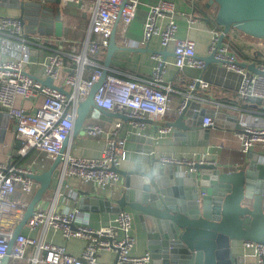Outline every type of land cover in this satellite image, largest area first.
Here are the masks:
<instances>
[{"label":"built area","instance_id":"2783aa9c","mask_svg":"<svg viewBox=\"0 0 264 264\" xmlns=\"http://www.w3.org/2000/svg\"><path fill=\"white\" fill-rule=\"evenodd\" d=\"M66 1L69 0H64L65 4ZM70 1H80L79 7L84 11L86 35L82 48L77 43H68L65 46L69 50L67 55H63L60 49L52 50L41 62L36 63L34 72L30 71V65L34 64L30 43L38 41L42 45H49L54 40L47 35L28 34L18 16L0 15V107L12 119L14 141L19 144L20 157L37 149L44 153L45 159H55L63 140L71 133L78 103L101 76L103 62L98 60V56L109 43L114 22L118 20L123 28L128 26L136 15L139 3V0ZM176 15L174 0H157L151 4L143 22L139 46H146L154 36L158 37L163 48L172 41L173 63L176 67L204 69L205 62L196 55L194 41L176 36ZM160 20H164L163 25L159 24ZM187 20L193 24L195 17L189 16ZM211 33L207 55L212 54L225 70L240 75L237 98L243 102H257L264 108V64L256 66L258 72L247 70L240 65L226 43L221 42L217 46L222 29H213ZM152 56L156 63L149 80L124 77L109 69L93 95L96 107L125 115L136 135H144L145 119H162L172 110L173 89L163 82L164 60L157 53H152ZM62 69L65 75L58 86L55 81L60 79ZM46 77L52 79L56 86L45 85L42 79ZM58 87H62L65 92ZM208 88L209 83L202 76L190 78L177 110L185 107L189 99L215 104L201 95ZM38 97H41V101L33 111L17 104L18 99L25 101ZM212 123L210 117H203V126ZM120 124L116 122L107 132L105 145L98 158L75 156L68 148H64L60 156L58 184L49 190L48 196L44 192L35 205L32 215L24 224L29 233L20 232L15 237L8 253L11 264L18 261L28 264H144L150 259L149 252L131 254L134 236L129 211L120 209L111 223L95 228L89 225L88 213L80 212L76 207L71 210L67 207L56 208L58 198L65 203L72 199V189L67 185L61 188L66 177H76L82 183L94 182L102 190L120 184L121 175L116 169L126 152V137L118 134ZM83 129L90 136H98L103 131L96 122L84 124ZM170 130L169 126L159 127L160 133ZM235 133L242 153H249L257 144L262 146L259 161L264 164V118L260 122L242 123ZM157 159L180 168L184 173L194 171L196 163H213L165 154H160ZM34 173L36 171L32 167L16 160L0 162V259L7 253L12 231L21 220L28 203L17 197L16 193L30 199L39 186L32 176ZM49 229L58 231L65 241L72 237L84 239V248L79 255H74L67 250L65 243L47 241ZM34 231L36 234H31ZM243 244L253 250L255 260L249 264H264V244ZM101 251L113 252L114 260L98 261L97 255Z\"/></svg>","mask_w":264,"mask_h":264},{"label":"water","instance_id":"95a60500","mask_svg":"<svg viewBox=\"0 0 264 264\" xmlns=\"http://www.w3.org/2000/svg\"><path fill=\"white\" fill-rule=\"evenodd\" d=\"M11 1L14 2L12 6L20 10L18 17L28 34L54 35L57 38L62 36L60 10L56 6L49 11L44 5L46 2L57 5L60 0ZM66 5L79 7L81 2L69 0ZM206 6L215 9L214 22L222 27L217 46L231 29L264 39V0H207ZM117 24L118 20L113 24L105 48L101 76L78 103L69 134L72 137L82 128L88 115L96 119L110 115L109 111L95 106L93 95L110 69L113 53L119 48L115 39ZM139 50L153 52L146 47ZM201 58L205 62L204 68L210 63H218L212 54ZM240 65L251 72L259 71L255 62H240ZM236 75L240 79V75ZM42 82L56 86L49 77L42 79ZM58 88L65 92L62 87ZM201 104V100H187L185 107L177 110L172 121L145 120L156 125L155 133L159 127L169 126L177 138L185 136L190 144L203 146L208 144L212 127L230 125L240 128L237 118L236 124H229L228 121L234 119L225 111L202 107ZM115 115L127 119L122 113ZM206 116L213 123L203 126L202 119ZM8 118L7 113L0 112V135L6 130ZM69 135L63 140L51 166L32 175L39 186L13 229L9 249L0 259V264H11L8 255L10 247L32 215L35 205L50 187L52 173L60 162ZM133 137L140 143H146L144 151L136 156L132 169L116 171L125 182V203L137 214L146 232L152 264H242V257L232 253L237 242L264 244V164L259 161L258 155L251 156V162L246 167L230 169L214 163H196L194 172L181 174L172 164L161 163L155 157L149 159L151 139L140 135ZM16 147H19L18 143ZM116 206L118 210L121 209L118 203ZM80 208L86 209L83 204Z\"/></svg>","mask_w":264,"mask_h":264},{"label":"crops","instance_id":"0c3cea01","mask_svg":"<svg viewBox=\"0 0 264 264\" xmlns=\"http://www.w3.org/2000/svg\"><path fill=\"white\" fill-rule=\"evenodd\" d=\"M157 0H139L136 15L131 23L125 28L118 22L116 26L115 39L119 48L113 53L111 59L110 70L119 73L120 75L128 78L135 77L138 80H149L151 77V70L156 63L152 53L158 52L160 58L164 60L163 82L172 87L171 94V107L172 110L168 112L162 119L157 121H172L176 117L177 107L183 97L188 80L192 77L202 76L209 83V88L201 95L204 99H211L214 103L202 101V107L213 108L217 111H225L229 117L233 118L232 125L236 124L235 119L239 120L240 127L244 122L261 121L264 118V108L257 102H243L237 98V88L239 78L237 73L225 70L220 63H210L204 69H197L188 66L178 68L174 65L173 42L171 41L166 48L161 47L159 39L154 36L150 39L148 44L140 47L142 39L143 22L149 6ZM0 15L18 16L20 10L12 6L14 4L11 0H0ZM176 5L177 15L175 17L178 25L176 36L180 38H190L195 43V53L199 57L207 55L208 47L210 44L211 31L213 29L221 28L214 22L215 9L212 6H206V0H174ZM49 11L54 7L60 10L63 22V34L60 38L54 35H47L54 40L53 44H40V42L30 43L31 55L34 64L30 65V71L34 72L36 63L41 62L45 55L52 52L54 49L63 51V55L69 54V50L65 48L68 43H77L80 48L85 40V24L84 11L81 7L70 6L61 0L57 5L54 3L44 4ZM55 13V12H53ZM189 16L195 17L193 24H189L187 18ZM164 20H160L159 24L163 25ZM76 26H79V31L76 32ZM26 30V28H25ZM228 33L234 36L240 45H243L246 52L249 53V59L245 62H255L258 66L261 63L260 59H264V39H257L244 33H240L235 29H231ZM227 33V34H228ZM226 35V34H225ZM224 35V36H225ZM224 38V37H223ZM259 42H255V41ZM223 42V40H222ZM147 48L151 51L139 50ZM104 55H105V48ZM102 50V51H103ZM102 51L99 55H101ZM260 55H252V54ZM104 59V58H103ZM242 62V61H241ZM65 75V70H61L60 79L55 81L56 85L60 86L61 78ZM41 101V97L33 100H17V104L23 106L28 111H33L35 106ZM0 112L6 113L0 107ZM110 115L106 118L96 119L88 115L83 123L96 122L99 123L103 131L98 136L88 135L83 126L76 134L75 137L69 135L65 149H69L70 153L75 156L85 158H98L101 156L102 149L105 145V137L109 129H111L116 122H120L118 134L126 137L125 141V156L118 166L121 170H130L136 161V156L143 153L146 143H140L134 139L132 125L115 113L117 111H109ZM148 120H155L147 118ZM2 121V120H1ZM6 130L0 135V162L8 160H16L20 164H25L32 167L36 173L47 170L53 161L45 159L42 151L37 149L30 150L25 156H18V147L13 136V122L9 117L6 119ZM156 125L145 120V129L143 136L146 139L152 140V148L148 154L149 159L152 157L157 158L160 154L170 155L174 157L185 156L195 161H212L219 166L230 167L236 169L237 166L246 167L248 162H251V156L258 155L262 151V146L257 144L250 150L249 153H242L239 150V140L236 136L235 127L219 126L210 129V137L207 145H199L198 143H189L185 136L177 138L173 134V129L166 133H160L159 128L155 133ZM71 134V133H70ZM201 138H198L200 140ZM147 165V164H146ZM178 173L183 174L181 169L175 166ZM194 172V171H192ZM60 175V163L55 167L52 173L51 189L57 186ZM72 189V199L65 203L61 199H57L56 208L63 209L67 207L72 209L78 208L80 212L88 213L89 225L91 227H100L112 222L119 207L127 210L132 215V235L134 236V246L131 249L133 255H143L149 252L146 242V232L141 226L137 214L127 207L124 200V190L126 189L125 182L121 176L120 184L110 187V189L102 190L94 182L82 183L76 177H66L62 181L61 188L65 186ZM17 197H21L28 203L31 198L16 193ZM27 203V205H28ZM83 204L86 209H81L80 205ZM26 205V206H27ZM22 233H29L26 226H23ZM31 234H36V231ZM46 240L53 243H65L67 250L74 254L79 255L85 246V240L82 238L72 237L66 241L58 231L49 229L46 233ZM233 255L242 257V264H249L254 262V255L252 248L244 246L243 242H237L236 247L232 251ZM115 254L111 251H101L97 255L100 262H112ZM15 264H28L25 261H18ZM144 264H152L150 260Z\"/></svg>","mask_w":264,"mask_h":264},{"label":"trees","instance_id":"16d2710c","mask_svg":"<svg viewBox=\"0 0 264 264\" xmlns=\"http://www.w3.org/2000/svg\"><path fill=\"white\" fill-rule=\"evenodd\" d=\"M241 33V32H240ZM223 42L226 43L230 50L236 55L237 59L239 62H245L249 59V53L246 52V49L244 48L243 45H240L237 40L234 38L231 33H228L224 36ZM252 55H260V54H252ZM104 58V50L102 51L101 55L98 56V60L100 62H103ZM261 64H264V59L258 60Z\"/></svg>","mask_w":264,"mask_h":264},{"label":"rangeland","instance_id":"374dc122","mask_svg":"<svg viewBox=\"0 0 264 264\" xmlns=\"http://www.w3.org/2000/svg\"><path fill=\"white\" fill-rule=\"evenodd\" d=\"M24 27H25V26H24ZM77 31H79V26H76V32H77ZM255 42H259V41L256 40ZM262 44H263V46H264V41H263ZM49 190H51V187L48 188V191H45V195H46V196H48V194H49Z\"/></svg>","mask_w":264,"mask_h":264}]
</instances>
